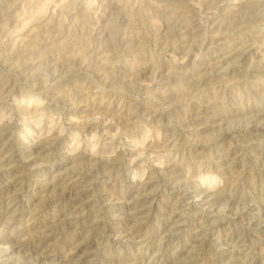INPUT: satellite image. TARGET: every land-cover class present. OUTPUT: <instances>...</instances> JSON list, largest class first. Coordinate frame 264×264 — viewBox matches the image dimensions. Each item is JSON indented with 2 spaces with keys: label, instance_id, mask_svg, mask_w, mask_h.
<instances>
[{
  "label": "rangeland",
  "instance_id": "1",
  "mask_svg": "<svg viewBox=\"0 0 264 264\" xmlns=\"http://www.w3.org/2000/svg\"><path fill=\"white\" fill-rule=\"evenodd\" d=\"M263 8L264 0H0V85H12L0 96V127L8 115L16 122L5 139L0 131V183L15 181L21 197L15 206L14 194L0 193V250L10 247L4 240L33 244L52 229L45 262L22 248L11 264H264V235L229 203L251 202L262 218L264 131L248 127L258 114L264 124ZM247 44L253 53L240 61L235 52ZM42 135L57 139L54 149L26 168L24 148ZM220 151L235 152L229 174ZM96 159L107 178L75 187L85 207L48 204ZM167 167L176 183L212 185L216 202L226 200L198 207L164 179ZM142 176L153 182V208L125 219L115 207L139 197L132 187ZM171 215L181 229L168 241ZM92 227L98 240L70 259L71 243Z\"/></svg>",
  "mask_w": 264,
  "mask_h": 264
},
{
  "label": "bare ground",
  "instance_id": "2",
  "mask_svg": "<svg viewBox=\"0 0 264 264\" xmlns=\"http://www.w3.org/2000/svg\"><path fill=\"white\" fill-rule=\"evenodd\" d=\"M246 0H244L245 2ZM258 1V0H257ZM250 3V2H249ZM257 3V2H256ZM262 3V2H261ZM247 5V4H244V6ZM253 7H255L254 10H256V7H260V4H253ZM251 8V7H250ZM248 8V9H250ZM241 9V8H240ZM252 9V8H251ZM250 9V11H251ZM258 9V8H257ZM264 9V8H263ZM246 10V8H245ZM253 10V9H252ZM240 11V10H239ZM257 11V10H256ZM236 12V11H235ZM248 12V11H247ZM255 12V11H253ZM260 12V11H259ZM243 13L242 11H240V14ZM246 13V12H245ZM244 13V14H245ZM249 13V12H248ZM258 13V12H256ZM252 14V12H251ZM260 14V13H259ZM227 15V14H226ZM253 15V14H252ZM261 15H263L261 13ZM254 16V15H253ZM264 16V15H263ZM250 17V16H249ZM231 18V17H230ZM237 16H236V20H237ZM248 18V17H247ZM246 18V19H247ZM252 18V17H251ZM182 19V18H181ZM227 19V18H226ZM241 20V19H239ZM193 21V20H192ZM223 21V20H222ZM221 21V22H222ZM226 21V20H225ZM228 21V20H227ZM243 21V20H242ZM251 21V20H250ZM234 22V20H233ZM236 22V21H235ZM241 22V21H240ZM253 22V21H252ZM223 23V22H222ZM221 23V24H222ZM226 23V22H225ZM224 23V24H225ZM231 24L234 25V23L231 22ZM242 24V23H241ZM247 24V23H246ZM180 25V24H179ZM190 25V23H189ZM194 25V24H193ZM226 25H228L226 23ZM245 25V24H243ZM184 26V25H183ZM222 26V25H221ZM224 26V25H223ZM184 27H187V26H184ZM192 27V25H191ZM235 27V26H234ZM241 27H243L241 25ZM177 28V27H176ZM238 28V27H237ZM240 28V27H239ZM238 28V29H239ZM188 29V27H187ZM190 29V28H189ZM241 29V28H240ZM247 29V28H246ZM191 30V29H190ZM189 30V32H191ZM236 31V30H235ZM246 31V30H245ZM252 31V30H251ZM188 31H184V33H186ZM183 33V31L181 32ZM187 35V34H186ZM249 43V42H248ZM252 43V42H251ZM241 44V43H240ZM245 44V43H244ZM250 44V43H249ZM248 45V44H247ZM245 45V46H247ZM254 45V44H253ZM243 46V45H242ZM249 46V45H248ZM255 47V45L253 46ZM243 49V47H240ZM252 47H246L244 50H242L241 52H239L238 50L236 51L235 49V53L236 55H238V60L240 61H243L244 59L247 58V55L252 52ZM256 48V47H255ZM254 51V50H253ZM256 51V50H255ZM253 53V52H252ZM219 55V54H218ZM231 55L235 56V54L232 52V54H230V56L228 55L227 58H224L225 59H229L231 58ZM254 55V54H253ZM256 55V54H255ZM251 56V55H250ZM225 57V56H223ZM213 59V58H212ZM217 59V58H216ZM237 60V61H238ZM19 61V60H18ZM216 60H214V63L210 64L211 67L212 65L214 66V68H218L220 64L224 63L223 62V59L222 57L217 59V62H215ZM24 65V64H23ZM18 66L17 67V77L18 79H22L25 77L27 71H28V68L25 66ZM49 68V67H48ZM213 68V69H214ZM12 86V85H11ZM11 86L9 84H5V85H0V96H8V94L10 95V88ZM70 103V102H69ZM41 107V106H40ZM73 107V106H72ZM71 107V108H72ZM203 109V108H202ZM205 110V109H204ZM259 112V111H258ZM262 113V112H261ZM207 112L205 111H200V113L198 114L200 117L201 115H206ZM251 115V114H250ZM195 117L197 115H194ZM12 117V116H11ZM14 117V116H13ZM99 117V116H98ZM198 117V116H197ZM227 117V116H226ZM225 117V118H226ZM262 115L258 114L257 116L255 117H252L251 118V121L249 123V131L252 133H255V134H258V133H263L264 131V124H262L260 121L259 118H261ZM6 118V116H5ZM194 119V118H193ZM196 120H200L199 118L196 119ZM15 120L14 119H11L8 115V117L6 119H4L2 121V125L0 127V131H2V138L5 139V137H7V134L9 133V131L12 129V127L14 126V124L16 122H14ZM195 121V120H194ZM106 126V125H105ZM55 130V129H54ZM50 131V130H49ZM52 133V131H51ZM49 134V133H48ZM54 135V134H53ZM107 136V135H106ZM111 139V134L109 136ZM57 142V139L55 138H52L51 135L50 137H43L42 136H39L37 137L36 141H32L30 143H26L27 145L25 146L24 150L27 151L25 154H23V159L24 161H22V163L24 164H27L26 165V168L29 167L28 165H31L33 164L34 162H36V160H39V159H42V154L44 151H47L48 152V148H51L54 146L53 144ZM57 145V144H56ZM258 145V144H257ZM260 147V146H259ZM133 148V147H132ZM261 148V147H260ZM259 148V149H260ZM134 149V148H133ZM258 149V150H259ZM50 150V151H51ZM131 151V150H130ZM260 151V150H259ZM94 155V154H92ZM91 155V157L93 158V156ZM134 155V154H132ZM151 155V153H150ZM217 156V161H218V164L220 165L221 169L222 167L224 168V171L226 174H229L233 168H234V165H235V161H233V156L235 157V152L233 151H229V152H223V151H220L218 152V154H216ZM50 156V155H49ZM95 156V155H94ZM131 156V155H130ZM13 157V156H12ZM22 157V156H21ZM138 157V156H137ZM142 157V156H141ZM152 157V155H151ZM157 157V156H156ZM82 158V157H81ZM140 158V157H139ZM143 158V157H142ZM147 158V156H146ZM150 158V157H149ZM148 158V159H149ZM239 158H241V156H236V159L238 160ZM245 158V157H244ZM9 159V158H8ZM79 157L78 155H71L68 157V160L69 161H75V160H78ZM95 159V158H94ZM93 159V160H94ZM98 159V158H97ZM96 159V161H97ZM153 159V158H152ZM113 160V159H112ZM136 160L138 159H134L133 162H135ZM154 160H155V157H154ZM95 161V160H94ZM117 162H119L117 159H116ZM216 161V162H217ZM229 161H232L231 163ZM114 162V161H112ZM238 162V161H237ZM6 163V160L4 159H1V156H0V172L3 170L2 167L5 165ZM94 163V162H93ZM92 163V164H93ZM96 165L93 167V169L91 171H87L88 173H86L85 175H81V176H72V179L69 183H67L68 185H66L64 187V189H61L62 192H60V195L58 194L57 196H60V199L57 200V201H48L50 203L48 204H53V203H56L58 205H64V204H67V205H74V207H79L80 209L85 207L88 203V201L85 200V195L84 193H80L78 192L75 187L76 186H79V184L82 182V181H85L86 180H96L98 182H102L104 181L107 177L106 176H98L99 174H101L102 172V166L100 165L99 161H97V163H95ZM217 164V163H216ZM104 165V164H103ZM108 165H110V163H108ZM107 165V166H108ZM93 166V165H92ZM106 166V165H105ZM91 167V166H90ZM89 167V168H90ZM262 167V166H261ZM88 168V170H90ZM104 169V168H103ZM167 171L166 173V176H163L164 179L166 178L167 180H173V184L174 187L172 186L173 190L175 192H179V191H184L186 194H188L189 196H196L195 198H198V207L200 205H202L203 207H205L206 209H214V206L217 204V203H220L222 201H225L226 198L225 197H221L219 199L218 202H216V199L219 198V196L217 198H215L214 196V188L212 187V185H206V184H192V183H176L177 179H176V175H175V169H173L172 167H167L165 168V172ZM223 171V170H222ZM11 172V171H9ZM105 172V171H104ZM82 173V172H81ZM262 173V172H261ZM264 173V172H263ZM88 175V176H87ZM89 175H92V176H89ZM94 175H97V176H94ZM89 177V178H88ZM162 177V178H163ZM109 178V177H108ZM140 181L138 183H136V185H133L132 189H134L135 192H137L139 197L137 198H134L133 200H126L127 202H125V204H122L118 207H115L116 210L120 213L121 216L125 217V219H129V220H137V219H140V217L144 216L145 214H147L150 209L149 208H153V197H154V194L153 192L152 193H148V192H151L152 190H150L151 186H152V183L151 180L149 179V177H146V176H142L140 177ZM179 178V177H178ZM57 179V177H56ZM125 179V178H124ZM65 180V179H64ZM91 180V181H92ZM169 180V181H170ZM18 181V180H17ZM108 181V179H107ZM106 181V182H107ZM190 181V180H188ZM185 182V181H184ZM194 182V181H193ZM197 182V181H195ZM104 184V183H103ZM213 184V183H212ZM217 184V183H216ZM215 184V185H216ZM218 185V184H217ZM218 187V186H216ZM62 188V187H61ZM217 189V188H215ZM23 190V189H22ZM150 190V191H149ZM20 190L17 189V184L15 181H12V182H9V183H5V182H1L0 183V193H7L8 195H11V194H14V195H11L13 196L11 199V204H16L15 206L19 205L20 204V198L19 197V192ZM85 192V191H84ZM216 192V191H215ZM146 193V194H145ZM217 193V192H216ZM145 194V195H144ZM143 195V197L141 198V196ZM9 197V196H8ZM54 197V196H53ZM58 198V197H56ZM112 198V197H111ZM52 199V198H51ZM175 199V198H174ZM177 199V198H176ZM9 200V199H8ZM106 200V199H105ZM10 201V200H9ZM107 201V200H106ZM153 201V202H152ZM240 201V202H239ZM242 200H236V199H232L230 200L229 203H231V206L232 208H234V210H239L237 211L238 215L245 219L249 227V231H252L253 229H260L259 231H261V233L264 235V207L262 209V218L260 217H256V216H253V212H254V206L251 202H246L244 200V202ZM239 202V203H238ZM122 203V202H121ZM47 204V203H46ZM235 204L237 206H235ZM148 205L149 208L147 207ZM13 206V205H12ZM65 206V205H64ZM10 207V206H9ZM110 207V206H109ZM77 209V208H75ZM153 210V209H151ZM174 214V213H172ZM146 216V215H145ZM118 218V217H117ZM143 218V217H142ZM161 218V217H160ZM119 219V218H118ZM124 220V219H123ZM244 220V221H245ZM138 221V220H137ZM120 223V222H119ZM135 224V223H134ZM137 224V223H136ZM46 225V224H45ZM50 225V224H49ZM165 228H168V232L164 235L162 232H161V235L163 236L164 235V239L168 240V241H171L173 240L176 236H177V233L178 231L181 229L180 226H179V222L177 220V217L175 215H171V216H168L167 219H165V224H164ZM52 227V226H51ZM44 232L46 234L43 233L42 237H40V240L36 241L35 243H31L29 244L28 242L24 241V240H20V241H5L3 243H6V244H9V249H5V250H0V254L6 259V263H2V264H11L12 261H10L12 258V254L14 251L18 250V249H22V248H28L30 250H32L34 253L36 254H40L41 258H42V261L45 262L47 256H46V246L48 245V242H49V238H50V235L47 234V232L49 233L50 230H52L50 227H48V224H47V228L44 227ZM54 229V228H53ZM43 231V230H42ZM53 233V232H52ZM100 233V232H99ZM252 233V232H251ZM260 233V232H259ZM51 234V233H50ZM120 234V233H119ZM47 235V236H46ZM84 234H82L80 237L76 238V240L74 242L71 243V249H72V254L70 255V259H74L75 257H77V255L79 253H82V252H87L90 248H92V244L94 245L95 242L98 240L99 238V235L98 234V229L97 228H94L92 227L87 233H85V235L83 236ZM129 236V235H128ZM127 237V236H126ZM162 238V239H163ZM38 239V238H37ZM36 239V240H37ZM120 239V238H119ZM127 239V238H126ZM163 239V240H164ZM130 240H122V241H119V243H128ZM165 241V240H164ZM215 247H217V250L219 251V254L221 256V258L225 257L227 255V252L220 249V245L219 244H213ZM162 247V246H160ZM164 249V248H163ZM161 251V250H160ZM37 256V255H36ZM39 256V255H38ZM39 256V257H40ZM228 256V255H227ZM38 257V258H39ZM228 258V257H227ZM40 261V259H39ZM223 261V260H222ZM227 261V260H226ZM120 264H135L133 261L131 262L130 260H128L127 258L120 261L119 262ZM218 263V262H217ZM14 264V263H13ZM42 264V263H41ZM180 264V263H178ZM183 264V263H181ZM185 264V263H184Z\"/></svg>",
  "mask_w": 264,
  "mask_h": 264
}]
</instances>
